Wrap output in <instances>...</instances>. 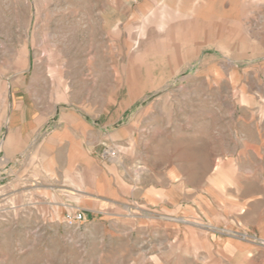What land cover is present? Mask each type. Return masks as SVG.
Masks as SVG:
<instances>
[{"label": "rangeland", "instance_id": "1", "mask_svg": "<svg viewBox=\"0 0 264 264\" xmlns=\"http://www.w3.org/2000/svg\"><path fill=\"white\" fill-rule=\"evenodd\" d=\"M0 264H264V0H0Z\"/></svg>", "mask_w": 264, "mask_h": 264}, {"label": "crops", "instance_id": "2", "mask_svg": "<svg viewBox=\"0 0 264 264\" xmlns=\"http://www.w3.org/2000/svg\"><path fill=\"white\" fill-rule=\"evenodd\" d=\"M239 119H231L229 123H231V127H234V123L236 124V128L238 129ZM228 124V121H227ZM233 133V132H232ZM170 135H168V143L167 150H160L159 157L157 159H152V164L147 166L146 169L140 170L136 179L133 181L132 185L128 186L127 199L130 197L131 199H135L137 202L143 203V201L147 200L150 194H153L157 197V202H166L174 203L175 201V186L177 183H180V179L185 180V175L177 172L179 170H183L187 168L185 165H182L181 162H177L175 157H169L165 155H170L175 153V150H172L173 146L170 145ZM233 136V134H232ZM218 152V151H215ZM178 174V175H177ZM197 193V192H196ZM190 194L182 191V195ZM197 195V194H196Z\"/></svg>", "mask_w": 264, "mask_h": 264}, {"label": "built area", "instance_id": "3", "mask_svg": "<svg viewBox=\"0 0 264 264\" xmlns=\"http://www.w3.org/2000/svg\"><path fill=\"white\" fill-rule=\"evenodd\" d=\"M83 220H84V215L82 213H79V214L73 216L70 219V222L71 223H77V222H82Z\"/></svg>", "mask_w": 264, "mask_h": 264}]
</instances>
